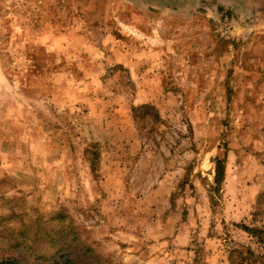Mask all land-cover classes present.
Returning <instances> with one entry per match:
<instances>
[{
	"label": "rangeland",
	"instance_id": "rangeland-1",
	"mask_svg": "<svg viewBox=\"0 0 264 264\" xmlns=\"http://www.w3.org/2000/svg\"><path fill=\"white\" fill-rule=\"evenodd\" d=\"M241 226L264 230V0H0V261L264 264Z\"/></svg>",
	"mask_w": 264,
	"mask_h": 264
},
{
	"label": "trees",
	"instance_id": "trees-1",
	"mask_svg": "<svg viewBox=\"0 0 264 264\" xmlns=\"http://www.w3.org/2000/svg\"><path fill=\"white\" fill-rule=\"evenodd\" d=\"M25 77V75L23 76ZM214 163V176H213V181L215 184V188L218 189L220 183L222 182L223 179V175H224V163L222 159L219 158H214L213 160ZM242 229L248 233H250L253 236H256L260 242H263V236H261V232H263V229H258V228H249L247 226H241ZM264 243V242H263ZM89 249L87 248L85 250V253H89ZM81 253L80 250H77V254L79 255ZM82 254V253H81ZM80 254V255H81ZM90 254L85 255L84 258H89ZM228 259L230 260L231 264H234V261L231 260V257L229 256ZM77 257H73L72 254H61V256L59 258H57L53 264H77ZM243 262V258L235 263V264H242ZM0 264H15V261L12 260H1Z\"/></svg>",
	"mask_w": 264,
	"mask_h": 264
}]
</instances>
